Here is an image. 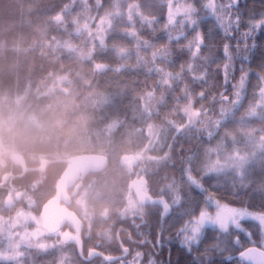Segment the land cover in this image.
Returning <instances> with one entry per match:
<instances>
[{"label": "trees", "instance_id": "16d2710c", "mask_svg": "<svg viewBox=\"0 0 264 264\" xmlns=\"http://www.w3.org/2000/svg\"><path fill=\"white\" fill-rule=\"evenodd\" d=\"M101 2L103 7L97 9L95 0H87L91 15L98 17L106 9L111 10L112 0ZM185 2L194 3L199 17H205L193 27L204 35L205 46L201 48V57H210L213 61H195L197 65L208 68V82L194 81L185 70L182 79L174 82L173 88H156L157 95L162 90L165 92L166 104L159 107V115L142 120L133 114L132 108L141 103L136 99L138 94L156 84L158 74L149 73L143 66L113 71L112 68L124 63V60L111 50V45L117 43L133 50L128 62L135 64L136 41L121 31L134 27L141 39L150 41L155 47L168 45L170 61H157L166 70L179 72L181 64L193 62L184 46L195 35L193 28L185 27L187 39L182 37L179 41H168L169 32L176 35L179 26L164 28L167 0H121V11L125 16L115 24L113 31L106 34L109 49L104 53L98 45L93 49V41L82 30L85 22L82 0H0V138L4 145L0 150V214L16 215L18 206L30 209L42 221V206L56 194L57 182L68 166V157L101 153L109 159L105 169L90 172L83 179L86 185L91 176H99L97 184L103 194L90 197L93 233L100 234L97 238L100 246H97L107 255L115 256L116 260L109 261L100 256L84 259L65 240L48 247L46 251L29 248L23 264H59L65 257L68 264H120L117 262L120 258L130 257L134 251L144 254L143 264H147L150 256L157 264L193 261L195 264H252L241 260L240 256L226 259L249 246L260 247L258 243L254 245L250 242L261 239L259 224L251 219L240 221L241 228L250 234V238L244 232L235 230L231 231V236L221 235L214 226L206 225L204 238L190 254L182 252L177 232L183 221L189 219L183 215L184 212L203 206L209 195L231 207L244 208L253 213L264 212V189L261 188L264 184V165L259 160L250 165L247 178L243 181L234 179L231 173L206 177L201 182L207 191H202L184 179L181 159L193 153L202 154L210 146L206 132L193 130L188 135L171 132L167 143L163 144L153 142L149 126L167 127L162 119L165 114L178 123L186 122L182 113L173 112L177 104L185 103L182 98L176 99L182 97L181 89L185 83L193 95L202 89L209 90L208 98L195 99V106L204 104L213 109L209 116H217L219 104L209 103L211 95L224 91L225 95L232 96V84L240 78L241 64L248 76L242 107L236 115L239 116L250 102L259 99L260 77L264 76V28L255 30L248 38V45L255 43V47H250L247 53L242 51L237 55L235 46L239 41L243 50L244 41L240 33L248 31L251 22L264 18V0H233L235 7L231 11L239 13L241 23L239 32L233 30L232 39L228 41L224 40L223 31L216 25L215 19L205 13L202 7L205 0ZM219 2L228 3L229 0ZM129 4H138L139 11L154 18L155 22L147 25L139 15H134V22L128 23L126 13ZM232 19H236L235 15ZM92 29H95V24ZM225 42L233 46L231 51L235 66L226 91L221 87L223 74L216 70L217 64L225 62L222 51ZM152 50L142 49L141 54L150 57ZM242 55H246L247 59L242 60ZM100 62L107 63L110 66L108 70H97L96 65ZM251 124L261 126L258 119H252ZM227 126L231 128L233 125L230 123ZM172 135L177 136L175 142L171 139ZM217 139L219 137L211 140V145H215ZM167 144L173 145L171 150ZM155 151L163 155L160 158L148 155ZM167 152L169 158L164 159ZM15 153L24 155L28 165L26 170L14 160ZM133 156L136 163H128ZM44 158L52 161L41 169L39 165ZM8 173L10 175L6 177ZM194 175L199 178L202 174ZM132 176L147 179L150 199L163 198L170 206L169 213L161 216L162 205H142L144 209L141 213L147 221L142 227H149L150 232L139 242L134 241L133 211L129 203L133 194L129 195L128 179ZM110 178L115 181L108 187L113 182L109 181ZM169 184L180 197L179 204H172L175 196L167 188ZM18 191L22 196L19 197ZM102 206L109 209L107 218L99 217ZM209 211L214 212L215 209L209 208ZM165 223L167 230H164ZM55 234L46 231L45 236L51 238ZM158 239H162L163 243L154 245ZM237 239L239 246L234 243ZM216 244L219 248H213ZM124 249H127V254ZM0 264L5 262L0 261ZM6 264L17 263L9 260ZM125 264L132 262L125 261Z\"/></svg>", "mask_w": 264, "mask_h": 264}, {"label": "snow or ice", "instance_id": "6c2138e0", "mask_svg": "<svg viewBox=\"0 0 264 264\" xmlns=\"http://www.w3.org/2000/svg\"><path fill=\"white\" fill-rule=\"evenodd\" d=\"M84 4V16L85 22L82 25V30L87 32L90 39L93 41V49L95 50L98 45L101 53H104L109 49V45L106 43V34L115 29V24L123 19L125 13L121 11V0H112L111 10L106 9L102 15H91V8L87 4V0H82ZM238 2V0H237ZM168 12L166 23L164 24L165 30L174 28L177 25L178 30L176 35L168 34L169 43L173 40L179 41L182 37L187 39L185 34V27L193 28L195 35L191 40H187V44L184 45L191 54V60L186 64L180 65V71L173 73L166 70L165 67L157 63V61H170L171 51L168 45H162L155 47L146 39H141L135 28L121 30L124 35L135 39V64H130L128 61L131 59L133 50L122 46L117 43L111 45V50L119 56L124 63H121L117 67L112 68L115 72H120L128 68L145 67L149 73L158 74L159 79L156 84L149 90L146 89L138 94L136 99L140 100L139 105H135L132 108L133 114L138 116L142 120H150L153 115H159V107L166 104L165 92L160 91L157 95L156 88L171 89L174 86V82L182 79V74L185 70L191 74L194 81L207 84L209 70L202 64L197 65L195 61L202 59L205 63H211L210 57H201V48L204 45V35L200 31H196L195 27L198 26L201 19L205 17H199L198 9L194 3L186 2L181 5L175 6L173 10V0H167ZM95 7L100 9L103 7L101 0H95ZM203 9L207 16L215 19L216 25L222 29L223 38L225 41L232 39L231 33L233 30L239 32V25L241 23L239 13H233L232 8L235 7L233 0H229L228 3H221L219 0H205L202 4ZM140 6L138 4H129L127 9V21L132 24L134 15H139L140 20L147 24L152 25L155 21L154 18H149L139 11ZM235 15L236 19L233 20L232 16ZM179 18V19H178ZM95 24V29H92V25ZM264 28V18L251 22L249 24L248 31L240 33V38L244 41V48L241 50L240 43L238 41L236 47V54L240 55L243 51L247 53L251 48L255 47V43L251 46L248 45L247 40L253 35L257 29ZM79 30V29H78ZM211 32V29L209 30ZM232 45L225 42L223 44V55L225 62L220 65L217 64V71H221L223 74L224 90H227V86L230 83V76L235 70L233 63L234 56L231 51ZM152 48L150 57L141 54L142 49ZM241 59H247L246 55H242ZM110 66L107 63L100 62L96 65L97 70L106 71ZM203 69V70H201ZM241 75L237 83L232 84L233 93L229 97L224 94V91L212 94L209 103L219 104L218 115L209 116V112L213 111L212 108L206 107L201 104L199 107L195 106V99L199 98L204 100L209 96L208 89H202L200 92L193 93L189 90V86L185 83L181 89L182 97L176 99H184L183 105L177 104L173 112H180L186 117L185 123H178L169 118V114L163 116V125H150V134L153 135L158 143L166 144L169 138V133L174 132L179 135H188L193 132L197 133L206 132L209 139V145L206 147L202 154L193 153L186 159H181L182 173L184 179H186L189 185L195 186L202 191L204 189L202 179L210 177L211 175L220 176L221 174H233L234 179L243 181L247 178L248 168L254 162H259L264 165V76L260 77L261 86L258 90L259 99L255 102H250L248 107L237 116L236 113L242 107V100L246 91V80L248 73L244 70L243 64H241ZM218 97V99H217ZM252 119H258L261 122L260 127H255L251 124ZM232 124L229 128L227 125ZM222 130V131H221ZM259 133V135L257 134ZM219 137L216 140L215 145H211V140ZM172 141H176L177 136H171ZM171 150L173 145L167 144ZM169 158V152L164 156V159ZM194 173H201L198 178ZM167 188L171 191H175L172 184L167 185ZM264 189V184L261 185ZM180 197L177 195L172 204H179ZM145 206L162 205L163 216L169 213V203L163 198L158 199H146L143 201ZM209 208H214L215 211H209ZM189 217L184 220L182 226L178 229L177 236L180 237V245L182 252L191 253L194 246H198L204 238L205 226L212 225L221 235L231 236V231L244 232L246 236H249L243 228H241L240 221L242 219H251L254 222H258L260 227L261 239L259 241H251L254 245L258 243L259 248L251 247L244 252L240 253V259L245 257L253 264H264V212L253 213L244 208H235L227 204H222L220 201L215 200L214 197L209 195L205 198L203 206H197V208H191L186 210L183 214ZM182 219V218H181ZM143 221V220H142ZM137 229L141 225H134ZM163 229H161L162 231ZM44 232L32 234L34 238H39ZM25 239L24 237L21 238ZM158 244H162V239H158ZM236 246H239L240 241L237 239ZM13 247L14 252L4 253L0 252V261L6 262L9 260L17 259L22 253L18 250L20 244L10 245ZM38 247L41 250H47V245L40 244ZM213 248H219V244L213 245ZM127 254V249L123 250ZM207 252V250H206ZM144 254L136 252L132 264H143ZM113 257H107L106 260H113ZM226 259L231 260L229 256ZM147 264H157L155 259L150 256ZM186 264H195V262H186Z\"/></svg>", "mask_w": 264, "mask_h": 264}, {"label": "rangeland", "instance_id": "374dc122", "mask_svg": "<svg viewBox=\"0 0 264 264\" xmlns=\"http://www.w3.org/2000/svg\"><path fill=\"white\" fill-rule=\"evenodd\" d=\"M186 3L185 0H176L173 2V10H175V6L177 5H181ZM179 19V18H178ZM151 135V134H150ZM152 135V139L153 142L156 141L155 137ZM4 147V145H2L1 142V138H0V150ZM161 154V155H160ZM149 156H153V157H157L160 158L163 154L161 152L155 151V152H151L148 153ZM136 156V155H135ZM133 156L132 159L128 160V163H136V157ZM162 159V158H161ZM130 169L132 170V167H130ZM134 176L130 177L128 179V182L130 181V179H132ZM99 180V176H91V179H89L88 183L86 185L83 186L82 191H81V195L79 197V202L81 203L82 200H87L88 196H96V197H100L103 194V190L100 188V185L97 184ZM109 181H113L112 183L108 184V187L110 185H112L115 181L114 178H110ZM15 187V186H13ZM171 191V190H170ZM172 193H174L175 191H171ZM20 196H22L21 191H18L17 193ZM174 196H177V193H174ZM9 201V200H8ZM86 216L85 218H87V220L89 221V224H92V220L94 219L93 217V212L92 210H90V208H92V205L90 206V204L88 205V202H86ZM90 207V208H89ZM16 215L13 216H9V215H2L0 214V252H4V253H9V252H14L13 247H10V245H15L17 243L20 244L19 247V251L22 253V255H20L17 259L12 260L17 264H23L24 263V257L27 253V251L29 250V248H39L38 245L43 244V245H47L48 247H54L57 244H60L62 241H64L63 239H61L63 233L65 231H60L61 233H56L54 237L48 238L46 235V231H48L47 229L44 228V226H42L41 224V219H39V217H37V215H35L34 213L31 212L30 209L28 208H20L18 206H16ZM103 209V210H102ZM82 212V211H81ZM84 214V212H82ZM99 214L104 215V216H109V209L107 207L101 208ZM46 230V231H45ZM43 231L44 234L39 236V238H34L32 234L34 233H39ZM55 232V231H54ZM52 232V233H54ZM22 237H24L25 239H21ZM47 247V248H48ZM67 254V253H66ZM68 255V254H67ZM67 259L66 257L62 260H60L59 264H68L66 263ZM71 264V263H69Z\"/></svg>", "mask_w": 264, "mask_h": 264}, {"label": "water", "instance_id": "95a60500", "mask_svg": "<svg viewBox=\"0 0 264 264\" xmlns=\"http://www.w3.org/2000/svg\"><path fill=\"white\" fill-rule=\"evenodd\" d=\"M13 158L23 167L24 170L28 168L24 155H22L21 153H15L13 155ZM51 161L52 160L50 159L44 158L41 160L39 167L41 169H45L48 163ZM67 161L69 162V164L57 182L55 196L48 199L47 202L43 205L42 223L44 228L47 229L48 232L52 233L55 229L61 227L64 221H71L77 229V233L74 235L68 234L66 237L68 239H74L75 241H77L79 245V251L82 252V221L77 213L68 207V204L71 201V194L68 192V188L73 184V182L75 183L78 179L85 177L89 172L102 171L103 169H105L109 164V159L106 155L101 153H81L68 157ZM79 187L80 184H77L74 191L72 192V195H75L77 193ZM62 200L64 201V204L60 205V202ZM56 222H59V224L54 227V223ZM251 247L254 246H249L241 252H244ZM255 247L259 248L258 246ZM240 253L237 255H232V259L235 256H240ZM98 256L105 258H115L114 256L104 254L98 249H92L88 255V258L93 259ZM244 259L249 261L247 257H245ZM249 262L253 264L252 261Z\"/></svg>", "mask_w": 264, "mask_h": 264}, {"label": "flooded vegetation", "instance_id": "af4514ba", "mask_svg": "<svg viewBox=\"0 0 264 264\" xmlns=\"http://www.w3.org/2000/svg\"><path fill=\"white\" fill-rule=\"evenodd\" d=\"M68 164H69V162H68ZM88 174L85 177H87ZM9 175H10V173L6 174V177H8ZM85 177H83V178H85ZM83 178L78 179L75 183L73 182V184L68 188V192L71 194V201L68 204V207L70 209L74 210L82 221V231H81L82 252L79 251V245H78L77 241H75L74 239H68L66 237L68 234L74 235L77 233V229L75 228V226L73 225V223L71 221H68V220L64 221V223L61 227L54 230L55 231L54 233H61L60 232L61 230L65 231L63 233V235L61 236L62 237L61 239H63L64 241L66 240V241L70 242L71 245L76 249L77 253H79L84 259H89L88 255L92 249H98L100 251H102V250L97 246V244H98L97 238H98V236H100V234L94 235V233H93L94 224L93 225L89 224L88 223L89 221L87 220V218H85L86 216H88V215H86L87 214L86 213V211H87V209H86L87 203L86 202H88V205L90 204V206H91V198H90L91 195L87 197L88 198L87 200L83 199L81 203L78 200L80 195H81V190L83 188L82 186L85 185ZM77 184H80V187H79L77 193L75 195H72V192L74 191ZM147 184H148L147 179L142 178V177H138V176H134L129 181V187L131 189L129 195H131V192L133 194L132 199L129 202L130 205L132 206L131 210L133 211L132 223H133V226L134 225H141V227L139 229H137L134 226L135 231L133 233V237H134L135 242H139L141 237L142 238L145 237L150 232L148 229L149 227H142V224L147 222V221H146V218L141 213V209L142 208L144 209V207L142 206L143 201H145L146 199H150L149 192L147 190ZM62 204H64L63 200L60 202V205H62ZM101 208H104V207L102 206ZM85 209H86V211H85ZM100 209H99V212H100ZM90 210H91V208H90ZM81 211L84 212V214ZM41 212H43V206H42ZM162 213H163V210L161 212V216H163ZM99 217L100 218H107V216H104L101 214H99ZM167 222H169V219H167ZM41 223H42V221H41ZM58 224H59V222L54 223V227H56ZM167 226L168 225L165 223L164 224V230H167ZM147 239H145V240H147ZM154 245H158V243H154ZM102 252L104 254H106L104 251H102ZM130 254H131L130 257L126 256L125 258H120L117 262L120 264H125V261L132 262L133 257L135 255V251L133 253H130ZM103 258L106 259L105 257H103ZM115 260H116V257H115Z\"/></svg>", "mask_w": 264, "mask_h": 264}]
</instances>
